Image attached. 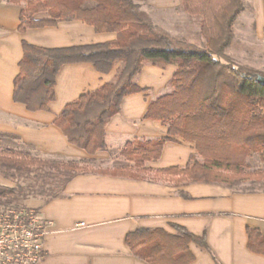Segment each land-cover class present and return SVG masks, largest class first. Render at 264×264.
<instances>
[{"label": "trees", "instance_id": "obj_1", "mask_svg": "<svg viewBox=\"0 0 264 264\" xmlns=\"http://www.w3.org/2000/svg\"><path fill=\"white\" fill-rule=\"evenodd\" d=\"M6 1L22 4L21 33L75 20L98 33H116L110 41L64 48L22 41L24 54L14 79L13 99L30 111L49 110L64 64L88 62L106 74L121 64L114 81L68 103L55 120L68 141L90 155L108 149L106 125L120 112L124 97L144 91L135 77L146 63H173L177 71L171 81L173 90L152 101L145 114L146 119L167 126V136L128 141L120 152L128 164L109 169L93 168V159L43 158L1 149L0 175L14 183L13 187L0 185L2 205L25 207L31 197L46 203L63 196L75 176L89 172L178 186L206 182L238 188L264 181V170L249 171V158L258 155L264 161V85L257 81L261 73L236 64L226 54L235 36L234 23L244 9L243 0H181L187 12L201 16L205 45L181 40L156 25L143 9L145 0ZM40 13L45 17L37 18ZM11 136L0 132V137ZM178 138L195 145L196 152L186 166L146 167L160 159L166 143ZM238 189L264 191V187ZM172 227L174 234L162 228H139L127 235V245L149 264H190L195 259L190 243L212 253L206 233L195 235L175 223ZM247 232L249 249L264 254V234L252 227Z\"/></svg>", "mask_w": 264, "mask_h": 264}, {"label": "crops", "instance_id": "obj_2", "mask_svg": "<svg viewBox=\"0 0 264 264\" xmlns=\"http://www.w3.org/2000/svg\"><path fill=\"white\" fill-rule=\"evenodd\" d=\"M243 2L245 23L252 25L256 37L264 39V0ZM180 4L181 0H145L143 9L154 22V11L178 9ZM21 9L22 4L0 0V132L14 136L0 137V150L24 151L43 158L93 159V168L109 169L128 164L120 156L128 141L167 136L168 127L146 119L145 114L152 101L173 90L171 81L177 71L173 63L144 65L135 77V83L144 91L124 97L120 112L106 125L108 149L95 155L71 144L55 120L68 103L114 81L120 63L107 74L88 62L64 64L56 80V99L49 110L30 111L15 102L14 79L20 72L23 40L44 48H64L116 38V33H98L78 20L21 33ZM36 17L44 18L45 14ZM195 152L194 143L178 138L166 143L160 159L146 167H184ZM8 184L0 175V185ZM26 205L38 209L41 219L48 223L39 264H149L132 253L127 235L139 228H162L174 234L172 223L195 235L206 233L213 254L190 243L195 256L190 264H264V254L249 249L247 232L252 227L264 234L262 190L250 192L206 182L178 186L162 180L89 172L68 182L63 196L46 203L35 198Z\"/></svg>", "mask_w": 264, "mask_h": 264}, {"label": "rangeland", "instance_id": "obj_3", "mask_svg": "<svg viewBox=\"0 0 264 264\" xmlns=\"http://www.w3.org/2000/svg\"><path fill=\"white\" fill-rule=\"evenodd\" d=\"M153 15L154 22L173 36L198 45L206 44L205 39L201 35V16L187 12L183 7L182 1L178 9L157 10L153 12ZM244 17L245 14L242 13L234 23L235 36L232 44L227 48L226 54L236 64L253 68L264 75V39L256 37L254 28L250 23H245L246 17L245 19ZM249 162V171L264 170V161L258 155L249 158ZM8 183V187L14 186L11 181H8ZM250 187L263 188L264 181L247 182L238 186V188ZM32 199L35 198L31 197L29 200Z\"/></svg>", "mask_w": 264, "mask_h": 264}, {"label": "built area", "instance_id": "obj_4", "mask_svg": "<svg viewBox=\"0 0 264 264\" xmlns=\"http://www.w3.org/2000/svg\"><path fill=\"white\" fill-rule=\"evenodd\" d=\"M47 233L48 223L36 209L0 203V264H39Z\"/></svg>", "mask_w": 264, "mask_h": 264}, {"label": "water", "instance_id": "obj_5", "mask_svg": "<svg viewBox=\"0 0 264 264\" xmlns=\"http://www.w3.org/2000/svg\"><path fill=\"white\" fill-rule=\"evenodd\" d=\"M257 81H258L260 84L264 85V75L259 74V75L257 76Z\"/></svg>", "mask_w": 264, "mask_h": 264}]
</instances>
